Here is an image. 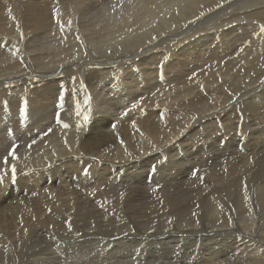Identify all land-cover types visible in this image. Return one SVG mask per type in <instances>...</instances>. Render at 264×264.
<instances>
[{
  "label": "bare ground",
  "instance_id": "bare-ground-1",
  "mask_svg": "<svg viewBox=\"0 0 264 264\" xmlns=\"http://www.w3.org/2000/svg\"><path fill=\"white\" fill-rule=\"evenodd\" d=\"M54 9H58V16L57 17L53 16V10ZM214 16L216 18H213ZM252 20H256L257 23L254 25L253 24L254 21L252 22ZM57 21H59V22H57ZM176 29H178L177 32H176ZM261 29H264V0H0V45H3V47H0V178H2V179H0V200L1 201L4 200L5 202H7L6 201L7 198H5L4 193H6L8 191L7 189H9L10 187H15L17 189L18 194L24 193L25 196L29 195L28 197H30V193L33 194L32 191H34L33 190L34 184L38 181L37 179L40 178L41 180H43L46 177V176L43 177L44 174L48 175L47 171H48V173L52 174V173H54V171H58L64 167H68L65 165H67L70 162L72 163V165L75 166L81 162V157H83L87 153L88 154L90 153L92 156H95V155L99 154L100 150H102L100 148H107L109 145H114V142H115V145L117 144L116 146H118L119 148H124V147L127 148L125 145V140H126L127 136L130 134H135L136 136H139V138H140V136H143V135L149 136V138H150V139L148 138V140H149L148 143L150 145L149 147L156 148L157 146L162 145L164 142H166V141L168 142L169 138L171 141L173 135H176V137L178 136V138H181L182 141H184V140H187L193 132H198L200 130L203 131L204 129L209 128L211 126V123L209 121H211V120L215 121L216 120V121L220 122V120H222V121L226 120L227 119L226 113H230L231 110L236 108L235 106H237V105H240V107L245 105V106L253 109L254 114H258L257 112H260L262 114L264 112L263 111V108H264V31H261ZM13 53H15V55ZM200 63H201V67H202L201 69H200V67L199 68L194 67V66H198ZM59 82H61L63 85V93L61 95L62 97L61 96L57 97L58 95L56 94V91H57L56 85ZM68 82L70 85H69V87H67L68 89L65 90L66 85H68L67 84ZM214 84H219V87L214 86ZM70 86H72V87H70ZM86 93H87V95H86ZM251 95H252V99L250 97ZM247 97H250V98L245 101V98H247ZM186 108H191L192 110L197 111L198 113L194 114L193 116L190 114H187V116L190 115V117L183 118V120L181 122H176V120L175 121L173 120L174 118L172 119V117H174L175 114L180 113V111L182 109H186ZM186 110H189L188 113H191L190 109H186ZM182 114H184V113H182ZM179 116L180 115H178L177 117H179ZM232 117H233V115H232ZM180 119H181V116H180ZM216 121L213 123H216ZM248 124H250V122ZM217 126H220V123H217L215 127H217ZM233 127H232V129H233ZM235 127H236V124H235ZM239 129H241V128H239ZM251 129H252V127H251ZM113 133H121L120 134L121 136L119 137L117 135L119 138L114 142H113V140L110 141V140L105 139L104 141L102 140L101 142H99L97 144L100 137H107ZM114 135H116V134H114ZM108 139H111V138H108ZM112 139H114V138H112ZM51 142H53V143L55 142V143H57V145H54ZM126 142H127V140H126ZM137 142H139V141H137ZM193 142H196V141H193ZM136 144H138V143H136ZM45 145L47 148L45 150H43ZM139 146H137V149L138 148L141 149V147H139ZM147 146H148V144H147ZM113 147H115V146H113ZM142 147H143V145H142ZM109 148H110V146H109ZM12 149H15V152H14L15 158H13V156L9 155V152ZM135 149H133V150H135ZM140 149H138V150H140ZM212 149H213V147H212ZM152 150H154V149H152ZM221 150H222V148H221ZM143 151H142L141 155L145 156L146 153L144 152V154H143ZM102 152H104V151H102ZM139 152L141 153V151H138V153ZM148 153H151V152L149 151ZM121 154H119V156ZM135 154H136V152H135ZM112 155H113V153H112ZM234 155H236V154H234ZM146 156H145V158H147ZM129 157H131V156H129ZM5 158H7V161H8L7 164L4 163ZM69 158H72V159H69ZM85 158H87V157H85ZM102 158H100V160ZM114 158L119 160L118 156H115ZM90 159H91V157H90ZM95 159H96V157H95ZM124 159H126V158H124ZM132 159H129V160L131 161ZM153 159H155V158H153ZM98 160H99V158H98ZM192 160H194V159H192ZM239 160H241V159H239ZM114 161H116V160H114ZM114 161L112 160L111 162H114ZM181 161L182 160L180 159V162ZM86 162L88 164L89 161L86 160ZM94 162H96V161H94ZM124 162H125V160H124ZM128 162L126 161L127 165H128ZM133 162H132V164H133ZM162 162H164V161L162 160ZM57 163H59V164H57ZM122 163H123V161H122ZM157 163H160V162H157ZM165 163L167 164V162H165ZM201 163H202V161H201ZM220 163H222V162H220ZM87 164H86V166L89 167L88 166L89 164L88 165ZM104 164H106V163H104ZM113 164L110 166L114 170ZM217 164H219V162L218 163L216 162V165ZM72 165H70V166H72ZM13 166L15 167V181H13V179H12V172H11V169ZM79 166L81 168V165H79ZM124 166H126L125 163H124ZM156 166H157V164H156ZM202 166H203V164H202ZM97 167H101V166H97ZM111 167H110V169H111ZM117 167L119 168V166H117ZM120 167L122 168V166H120ZM158 167H159V164H158ZM160 167H162V166H160ZM203 167H205V166H203ZM224 167H226V166H224ZM76 168L73 167V169H76ZM78 168L76 169V172L81 170V169L78 170ZM208 168H209V166H208ZM239 168L240 167H238V169ZM44 169H46L47 171ZM88 169L90 170V167L87 168L86 170H88ZM98 169H96V170H98ZM133 169H134V167H133ZM158 169H160V168H158ZM250 169H252V167H250ZM37 170L40 172H38ZM113 170H112V172H113ZM135 170H138V169L135 168ZM175 170H177V168ZM239 170H241V168ZM239 170H237V171H239ZM127 171H129V170L127 169ZM237 171L234 168L229 167V169L226 170V176L225 177L223 176V178H222L220 175V177L222 179H220L219 181L222 180V183H224L226 181H230L229 184L235 185L237 183V181L235 180L236 179L235 177H236V175L238 177V175L240 173V172L236 173ZM241 171H244V169ZM85 172L86 171H84L83 173H85ZM106 172H108V171L106 170ZM212 172H214V171L212 170ZM250 172H251V170H250ZM250 172L248 171V173H250ZM35 173H37L39 175H43V176L38 175L39 178H37ZM61 173H62V171H61ZM88 173L86 172V176ZM118 173H116V174H118ZM156 173H158V172H156ZM242 173L243 172H241L239 175L240 176L239 180L242 179L241 178ZM252 173H254V172H252ZM58 174L60 175V173H58ZM75 174H77V173H75ZM78 174H79V172H78ZM81 174L82 173L80 172V174H79L80 177H77V181H75V183L72 182V181H74V179L71 181L73 183V184H71V185H73V187L71 185H69L72 187V188L71 187L70 188H71V191L73 190L72 192L74 194H75V191L77 190V189L75 190V186L79 185L81 187V185L84 184V182L86 180L84 178L85 176H81ZM133 174L134 173H132V176H133ZM139 174H141V173H139ZM142 174H143V172H142ZM177 174H178V172H177ZM213 174H215V173H213ZM34 175L36 176L35 177L36 181L34 179ZM72 175H73V173H72ZM190 175H191V173H190ZM261 175H262V173H261ZM54 177H55V175H54ZM60 177H62V175H60ZM110 177L112 178V176H110ZM124 177H125V175H124ZM169 177H167V178H169ZM205 177H206V175H205ZM66 178H68V176ZM91 178H92V175H91ZM135 178H136V176H135ZM45 179H47V178H45ZM58 179H60V178H58ZM92 179L90 180L91 183H92ZM138 179H136V180L138 181ZM75 180H76V177H75ZM127 180L128 179H126L125 181L127 182ZM156 180H158V179H156ZM156 180H155V182H156ZM47 181H48V179H47ZM47 181L43 182V184L44 183L47 184ZM115 181L116 180H114V182ZM183 181H185V179ZM191 181L193 182V179ZM202 181H204V180H202ZM40 182H42V181H40ZM59 182H62V181H59ZM103 182H105V180ZM188 182H190V181L188 180ZM194 182H195V180H194ZM204 182H203V184H205ZM141 183H142V181H141ZM196 183H198V182H196ZM238 183L240 184V181H238ZM49 184H51V183H49ZM58 184L59 183H56L55 185H58ZM60 184L62 185V183H60ZM139 184H138V186H139ZM148 184H150V183L148 182ZM148 184H146V185L148 186ZM245 184H247V183H245ZM245 184L243 185L244 188H245ZM66 185L67 184H65L64 188L67 189L68 186L66 187ZM94 185H96V184H94ZM94 185H91V186H94ZM125 185H127V184H125ZM162 185H163V183H162ZM191 185H190V187H191ZM236 185H238V184H236ZM102 186H100V188ZM156 186H157V184H156ZM205 186H206V184H205ZM116 187H117V185H116ZM129 187H130V185H129ZM169 187H173V186H169ZM194 187L192 186V188H194ZM58 188H63V187L61 186ZM94 188H95V186H94ZM148 188H150V187H148ZM160 188H163V187L161 186V187H159V189ZM198 188H200V187H198ZM252 188H253V186H252ZM81 189H79V190H81ZM98 189L99 188H97V191H98ZM215 189H216V187H215ZM248 189H249V187H248ZM59 190L61 191V189H59ZM68 190L70 193V189H68ZM190 190H191V188H190ZM220 190H221V188H220ZM44 191H45V189H44ZM64 191H65V189H64ZM112 191H113V189H112ZM115 191H116V189H115ZM129 191H132V190H129ZM202 191H204V190H202ZM217 191H216V193H217ZM230 191H228V192H230ZM45 192H47V191H45ZM57 192H56V194H57ZM83 192H84V190H83ZM139 192H141V191H139ZM145 192H147V191L145 190ZM172 192H174V190ZM236 192H237V190H236ZM14 193L16 195V191ZM49 193H50V191H49ZM78 193H82V190H81V192H78ZM93 193H95V192H93ZM109 193L107 194V197H105V196H103V197L108 198ZM119 193L120 192H118V194ZM126 193L122 192L123 195ZM142 193H144L143 190H142ZM153 193H155V192H153ZM237 193H240V192H237ZM118 194H117V196H119ZM148 194H147V196H148ZM174 194H175V192H174ZM35 195L33 194V197ZM53 195H55V194H53ZM53 195H51L52 200L54 199ZM59 195H60V193H59ZM63 195L61 196V198L59 197L61 201H56L54 199L56 201V203H54V202L50 203L49 202L51 196H49L50 198L47 196L49 198V200H46L44 203H42V200H41L42 198H40L41 203L39 204V208H38V202L36 201L37 204L35 207H33V209L30 208L29 205L24 203V201L21 202L20 201L21 198H18V200H16L14 202L15 205L12 204V206L14 205L13 207L8 208L7 206L3 207V205H2V207H0V232H1V230L3 232H7V230H8L7 229L5 231V230L1 229L2 228L1 225H5V226L9 227V229H11L12 231H16V232H18L19 229H18V227H15V226L19 225V228L24 235H25V231L29 229L28 234L30 235V237L27 240H31V238L34 237L33 234H34L35 230H37V227L42 225V224H40L41 219L43 218V216H46L47 212L50 210L49 208L57 207L58 202L62 203L65 201V200L62 201V199L64 198V196L66 194L64 196ZM98 195L96 197H98ZM114 195H116V193ZM123 195L120 197H123ZM132 195H133V193H132ZM142 195H144V194H142ZM227 195H229V194L227 193ZM257 195H259V193L256 194V197H258ZM6 196H7V194H6ZM22 196H24V195H22ZM58 196L56 195V198ZM81 196L82 195H80L79 197H81ZM91 196L94 197L93 194ZM155 196H158V194L157 195L155 194ZM217 196H218V193H217ZM242 196H244L243 198L245 200L243 199L244 200L243 202L241 199H239V200H241L242 204H245L247 206L244 208V213H241V211H240V213L244 215L242 217V221H241V219L238 220L242 223V225L240 223L241 227L236 225V223H233L234 221L227 223L226 220H228L229 217L228 218L225 217V220H223L222 219L223 210L220 211L221 208L219 207L220 209H218L216 211V217L215 218H217V219L214 218L215 220H214L213 225L215 227H212L210 225L211 226L210 229H212V228L214 230H216L217 228H221V229L229 228L232 230L235 229V231L239 232V235H240V234H243V229L246 228V230H248L249 228H251L250 229L251 235H252L251 237L254 236L252 239L255 240V237L257 236L256 234H258V233H256V231H258V229L256 230L255 220H254L255 217H254L252 209L248 206V204H250L248 202L249 197H245L244 194ZM247 196H249V195H247ZM96 197H94V198L97 199ZM161 197H163V194ZM167 197L168 196L166 195L164 197V199H166ZM169 197H170V195H169ZM194 197H193V199H194ZM225 197H226V199H227V197H229V199L233 198L232 196L231 197L225 196ZM68 198H66V200H67L66 202H68ZM75 198L77 200V197H74V199ZM130 198H131V196H130ZM187 198H189V196ZM238 198H240V196ZM11 199L13 200V198H11ZM35 199L36 198L34 197V199H32V202L35 201ZM71 199L73 200V197ZM92 199H91V201H92ZM114 199H115V196H114ZM116 199H118V198H116ZM124 199H123V201H124ZM126 199H128V198H126ZM171 199H172V197H171ZM213 199H216V197ZM257 199H255V200H257ZM72 200L70 202H72ZM86 200H88V199L86 198ZM89 200H88V202H89ZM109 200H110V198H109ZM145 200H146V202H148L147 199H145ZM178 200H181V199H178ZM263 200H264V198H263ZM77 201H79V200H77ZM102 201H100V202H102ZM117 201H120V200H117ZM126 201H128V200H126ZM136 201H138V200H136ZM153 201H154V199H153ZM169 201H170V198H169ZM191 201H192V198H191ZM218 201L216 202L217 205L219 204ZM227 201H228V199H227ZM261 201H262V198H261ZM28 202H30V200ZM104 202H105V200H104ZM104 202H102V203L105 206H107L108 204L107 205L105 204L107 202H105V203ZM181 202L183 203V201H181ZM238 202H240V201H238ZM96 203H98V202H96ZM174 203L175 202L173 201V204ZM252 203H254V202H252ZM258 203H259V201H258ZM6 204H4V205H6ZM64 204L67 205V203H64ZM64 204L62 203L61 207ZM73 204L76 205L75 202ZM73 204H71V205H73ZM92 204L96 205L95 203H92ZM130 204H131V202H130ZM130 204H129V207L131 209L132 206H130ZM153 204H154V202H153ZM225 204L226 203L223 202V207ZM143 205H141V206L143 207ZM180 205H181V203H180ZM229 205H232V204H229ZM240 205H241V203H240ZM260 205H262V204L260 203ZM103 206H100V207L103 208ZM263 206L264 205H262V209H263ZM64 207H67L66 209L68 211V205L64 206ZM72 207H74V206H70L69 209H71ZM76 207H78V206L76 205ZM96 207H99V206L97 205ZM140 207H139V209H142V207L141 208ZM74 208H72V209H74ZM108 208H110V206H108ZM125 208H127V207H125ZM182 208H181V211H182ZM225 208H227V207L225 206ZM52 209H54V208H52ZM66 209H64V210H66ZM80 209H78V211H81ZM210 209H211V205H210ZM222 209H224V208H222ZM229 209H230V207H229ZM64 210L62 207V211H64ZM101 210H99V211H101ZM110 210H108V211H110ZM114 210H116V209H114ZM126 210L128 211L129 209L127 208ZM157 210H158V206H157ZM170 210H171V208H170ZM172 210H173V208H172ZM178 210H180V209L178 208ZM231 210H232V208H231ZM57 211L59 212V210H57ZM88 211H90V210H88ZM111 211H113V210H111ZM133 211H134V209H133ZM174 211H175V209H174ZM181 211H179V212L181 213ZM224 211H225V214H227L226 212H229L228 209H224ZM69 212H70V210L68 211V213ZM74 212H75V209L72 211V213L74 214ZM76 212H77V210H76ZM82 212H85V211L83 210ZM176 212H170V213H176ZM210 212L208 213V215H211ZM232 212H233V210H232ZM237 212H239V211H237ZM257 212H259L258 209H257ZM109 213H111V212H109ZM259 213H257V215ZM73 214H71V216H69V218L72 217L74 219L75 217L72 216ZM87 214H88V212H87ZM158 214H159V212H158ZM54 215H56V214H54ZM58 215H59V213H58ZM62 215H65V214H63V212H62ZM170 215L173 218V215L172 214H170ZM176 215H177V213L174 214V218L178 219L176 217ZM182 215H184V213L180 214L178 221L181 220L180 218H182ZM77 216L78 215H76V217ZM101 216L102 215H100V217ZM49 217L50 216L47 214L46 218H44L46 221L44 222V220H42V223L44 222L46 224V222L49 220L48 219ZM59 217H60V215H59ZM90 217H93V216L90 215ZM95 217H98V216L95 215ZM208 217H210V216H208ZM208 217H206V218H208ZM102 218H101V220H102ZM164 218L165 217H163V220H164ZM167 218H168V220H171V219H169L168 216H167ZM184 218H186V215ZM210 218L211 219H209V221L210 220L212 221V217H210ZM261 218H263V217H261ZM79 219H82V217ZM157 219H158V215H157ZM55 220H57V219H55ZM62 220L64 221L63 217H62ZM70 220H71V218H70ZM88 220H86V221H88ZM94 220L96 221V218H94ZM144 220H146V219H144ZM163 220H162V222H163ZM182 220H183V218H182ZM86 221H84V222H86ZM115 221H116V219H115ZM125 221H128V220H125ZM138 221H140V220H138ZM172 221H173V219H172ZM65 222L64 223L67 225L66 220H65ZM77 222L78 221H76V223ZM104 222H106V221L104 220ZM122 222H124V221H122ZM88 223H89V221L87 222V224ZM90 223H92V222L90 221ZM102 223H103V221H102ZM114 223H116V222H114ZM119 223H120V221H119ZM129 223H131V222H129ZM182 223H187V222L184 221ZM77 224H79V222ZM135 224H137V223H135ZM138 224H139V222H138ZM166 224H165V226H166ZM71 225H73V224H71ZM71 225L69 224V227H71ZM126 225H127V223H126ZM140 225H141V223H140ZM146 225H148V224H146ZM179 225H181V224H179ZM110 226L112 228H115L114 226H116V225L111 224ZM181 226L184 228L183 225H181ZM185 226H186V224H185ZM248 226H249V228H248ZM57 227L60 228V226H57ZM82 227H84V226H82ZM104 227L106 229V227H109V226H104ZM126 227L127 226H125V228ZM150 227H148V228L150 229ZM78 228H80V227H78ZM142 228H141V230H142ZM66 229H68V228H66ZM86 229H88V228H86ZM117 229H118V227H117ZM144 229H145V227H144ZM69 230H71V228ZM92 230H93V227H92ZM98 230H100V229H98ZM200 230L202 231V229H200ZM246 230H244V231L246 232ZM60 231H61V229H59L56 233H59V235H60V233H61ZM116 231H118V230H116ZM182 231H184V230H182ZM74 232H75V230H74ZM86 232H87V230H86ZM112 232H114V231H112ZM148 232H149V230H148ZM218 232H220V233H218V234H220V236H223V232L225 233L226 231L221 230ZM248 232H250V231H248ZM40 233H43V232L40 231ZM77 233L79 234L78 230H77ZM152 233H154V232H152ZM162 233H164V231ZM8 234H6V235H8ZM194 234H196V233H194ZM200 234H202V233H200ZM213 234H215V232ZM236 234H238V233H236ZM11 235H12V233H11ZM51 235H50V237H51ZM62 235H64V234H62ZM65 235H66V233H65ZM68 235H69V233H68ZM85 235H87V234H85ZM163 235L164 234H162V236ZM189 235L191 236V234H188V236ZM20 236H22V235H20ZM140 236H141V234H140ZM90 237H92V236H90ZM156 237H157V235H156ZM213 237H214V235H213ZM103 238H105V237H103ZM84 239H86V238H84ZM100 239H101V237H100ZM119 239H120V237H119ZM186 239H188V238H186ZM224 239H225V237H224ZM252 239H250V240H252ZM134 240H135V238H134ZM202 240H203V238H202ZM222 240H221V242H222ZM226 240L224 242H226ZM26 241H23V242H26ZM179 241H178V243H179ZM14 242H16V243L19 242L18 238H16V235L14 236ZM190 242H191V240H190ZM252 242H253V240L251 241V244H254L253 245L254 247H257L259 245L258 244L259 242L257 243L256 240L253 243ZM56 243H57V241H56ZM103 243H105V242H103ZM122 243H124V242H122ZM247 243H250V242H247ZM19 244H21V243L19 242ZM173 244H174V242H173ZM173 244H172V246H173ZM244 244H245V241H244ZM16 246H18V245H16ZM259 246L264 248V246H261V245H259ZM53 247L55 248V246H53ZM225 249H226V247H225ZM259 249H261V248H259ZM259 249H255V250H259ZM53 250H57V249H53ZM86 250L87 249H85V251ZM208 250L209 249H207V251ZM121 251H123V250L121 249ZM124 251L128 252L126 250H124ZM144 251H146V250H144ZM219 251H220V249H219ZM262 251H263V249H262ZM209 252H210V250H209ZM253 252H255V251L253 250ZM86 253H88V252H86ZM246 253H248V252H246ZM261 253L264 254V252H261ZM145 254H147V253H145ZM217 255L218 254H216L215 256H217ZM259 255H262V254L258 253L257 256H259ZM79 256H81V255L79 254ZM211 256H213V255H211ZM215 256H213V257H215ZM225 256H226V254H224V257ZM34 257H36V256H34ZM73 257H74V255H73ZM213 257H211V259H214ZM237 257H240V256H237ZM26 258H28V257H26ZM240 258H242V255ZM37 259H38V257H37ZM67 259L69 260V257H67ZM131 259H132V257H131ZM248 259H250V258L248 257ZM70 260H69V262H72ZM218 260H220L219 256H218ZM242 260L247 261L246 262L247 264H253V262H256V261H253V259H252V262H250V263H248L247 259H242ZM78 261H80V260H78ZM110 261H111V259H110ZM20 262H22V261H20ZM61 262H62V260H61ZM69 262H68V264H69ZM225 262H227V261L225 260ZM261 262H262V260H261ZM70 264H72V263H70ZM79 264H81V263H79ZM86 264H87V262H86ZM243 264H245V263H243ZM256 264H257V262H256Z\"/></svg>",
  "mask_w": 264,
  "mask_h": 264
},
{
  "label": "rangeland",
  "instance_id": "rangeland-1",
  "mask_svg": "<svg viewBox=\"0 0 264 264\" xmlns=\"http://www.w3.org/2000/svg\"><path fill=\"white\" fill-rule=\"evenodd\" d=\"M213 18H216L215 16ZM254 21V25L257 23L256 20H252V22ZM254 27V26H253ZM178 31V29H176V32ZM200 69L201 67V63L198 66H194ZM63 68V67H62ZM198 72V71H197ZM68 85H66V89H68L67 87H69V82L67 83ZM214 86L219 87V84H214ZM72 87V86H70ZM57 91L56 94L58 95L57 97H60L63 93V85L61 82H59L56 85ZM87 95V93H86ZM62 97V96H61ZM252 99V95L250 96ZM250 97L245 98V101L248 100ZM245 106V105H244ZM241 106L237 105L235 106L236 108L232 109L230 113H226V120L222 121L220 120V122L216 121V123L214 120L209 121L211 123V126L209 128L204 129L203 131L200 130L198 132H193L191 134V136L187 139L182 141L181 138H178V136L176 137V135H173L172 140L170 141V138L168 140V142H164L162 145L157 146L156 148H152L149 147V136H136L135 134H130L127 136L126 140H125V145L127 148H119L118 146L115 145V142L121 135V133H113L110 136L107 137H100L97 144L99 142H101L102 140L104 141L106 140H110L114 142V145H109L107 148H100L102 150H100L99 154L92 156L90 153L85 154L83 157H81V162L77 165H72V163H68L65 166L68 167H64L58 171H54V173L50 174L47 171L48 175H39L37 173H35V175L37 176V178H39V176H43L45 178L48 179H43L40 180L37 179L38 181L34 184V191H32V193L35 195L34 197L36 198L35 201L32 202V199H34L33 194L30 193V197L25 196L24 193L18 194L17 189L15 187H10L9 189H7L8 191L6 193H4V196L6 199L5 202L4 200H0V207L7 206L8 208L13 207L15 204L14 202L16 200H18V198H21V202L24 201V203H26L27 205L30 206V208L33 209V207L36 206V201L38 202V208H39V204L41 203L40 198H42V203H44L46 200H49V196L53 195L54 199L56 201H61L60 198L61 196L64 194H66L64 196V198L62 199L63 204L67 203L68 205V211L70 210V214L67 211V205H63V210L62 211V203L58 202V206L57 207H52L49 208L50 210L47 212V214L50 216L48 219L51 221H47L46 224L44 223L46 220L44 218H46V216H43V218L41 219V226L37 227V230H35L33 236L31 238V240H27L29 239L30 235L28 234L29 229L25 231V235L21 232L19 225L15 226L18 227V232L16 231H12L11 229H9V227L5 226V225H1V229L3 230H7V232H3L1 230L0 232V264H68L69 260L72 262V264H247V261H244L242 259H247L248 263L253 261H256L257 264H264V254L261 252H264V248L260 247L264 246V206L262 209V205H264V112L261 114L260 112H257L258 114H254L253 113V109L247 107V106ZM238 108V109H237ZM245 108V109H244ZM249 108V109H248ZM186 109H190L191 113H188L189 110ZM186 109H182L180 111V113L175 114L174 117H172V119L176 122H181L183 120V118L185 117H190V115H194L197 114V111L192 110L191 108H186ZM242 110V111H241ZM264 111V108H263ZM184 113V114H182ZM240 113V114H239ZM187 114H190L187 116ZM178 115L180 116L177 117ZM233 115V117H232ZM176 116V117H175ZM184 116V117H183ZM246 116V117H245ZM239 120H238V119ZM248 118V119H247ZM237 119V120H236ZM230 120V121H229ZM243 124H242V123ZM245 122V123H244ZM250 122V124H248ZM256 122V123H255ZM217 123H220V126H216ZM232 123V124H231ZM253 123V124H252ZM258 123V124H257ZM236 124V127H235ZM259 125V126H258ZM262 125V126H261ZM224 126V127H223ZM234 126V127H233ZM233 127V129H232ZM252 127V129H251ZM5 128V127H4ZM214 128V129H213ZM241 128V129H239ZM245 128V129H244ZM262 128V129H261ZM243 129V130H242ZM242 130V131H241ZM202 131V132H201ZM245 132V133H244ZM254 133V134H253ZM116 134V135H114ZM205 134V135H204ZM222 134V135H221ZM119 137H118V136ZM135 136V137H134ZM205 137V138H204ZM221 137V138H220ZM254 137V138H253ZM103 138V139H102ZM111 138V139H108ZM114 138V139H112ZM143 138V139H142ZM227 138V139H226ZM95 139V138H94ZM93 139V140H94ZM150 139V138H149ZM166 139V138H165ZM214 139V140H213ZM134 140V141H133ZM191 140V141H190ZM199 140V141H198ZM139 141V142H137ZM145 141V142H144ZM196 141V142H193ZM211 142V143H210ZM54 145H57V143H53ZM128 143V144H127ZM138 143V144H136ZM143 143V144H142ZM146 143V144H145ZM203 143V144H202ZM148 144V146H147ZM140 145V146H139ZM143 145V147H142ZM188 145V146H187ZM115 146V147H113ZM136 146V147H135ZM137 146L141 147L138 148L140 150L137 149ZM209 146V147H208ZM225 146V147H224ZM184 147V148H183ZM211 147V148H210ZM213 147V149H212ZM247 147V148H246ZM254 147V148H253ZM47 147L46 145L44 146L45 150ZM136 148V149H135ZM199 148V149H198ZM222 148V150H221ZM114 151H113V150ZM135 149V150H133ZM144 151H143V150ZM154 149V150H152ZM248 149V150H247ZM128 150V151H127ZM171 150V151H170ZM246 150V151H245ZM104 151V152H102ZM116 151V152H115ZM125 151V152H124ZM133 151V152H132ZM138 151H141V153ZM143 151L146 153V157L144 155H141ZM150 151L151 153H148ZM136 152V154H135ZM155 152V153H154ZM168 152V153H167ZM190 152V153H189ZM209 152V153H208ZM212 152V153H211ZM223 152V153H222ZM101 153V154H100ZM108 155H107V154ZM113 153V155H112ZM122 153V154H121ZM183 153V154H182ZM219 153V154H218ZM225 153V154H224ZM103 154V155H102ZM117 154V155H116ZM119 154H121L119 156ZM135 154V155H134ZM150 154V155H149ZM157 154V155H156ZM181 154V155H180ZM195 154V155H194ZM222 154V155H221ZM236 154V155H234ZM105 155V156H104ZM125 155V156H124ZM149 155V156H148ZM103 158H102V157ZM108 156V157H107ZM115 156L119 157V160L114 158ZM131 156V157H129ZM142 156V157H141ZM176 156V157H175ZM183 156V157H182ZM198 156V157H197ZM212 159H210L209 157ZM87 157V158H85ZM91 157V159H90ZM93 157V158H92ZM96 157V159H95ZM215 157V158H214ZM238 157V158H237ZM262 157V158H261ZM99 158V160H98ZM100 158H102L100 160ZM107 158V159H106ZM109 158V159H108ZM126 158V159H124ZM137 158V159H136ZM155 158V159H153ZM179 158V159H178ZM187 158V159H186ZM214 158V159H213ZM226 158V159H225ZM72 159V158H69ZM83 159V160H82ZM95 159V160H94ZM116 160L114 162H111L112 160ZM129 159H132L131 161ZM160 159V160H159ZM180 159L182 160L180 162ZM189 159V160H188ZM194 159V160H192ZM202 159V160H201ZM210 159V160H209ZM216 159V160H215ZM241 159V160H239ZM256 159V160H255ZM85 160V161H84ZM86 160H88V164L86 162ZM96 162H94V161ZM125 160V162H124ZM155 160V161H154ZM162 160L164 162H162ZM186 160V161H185ZM238 160V161H237ZM100 161V162H99ZM102 161V162H101ZM123 161V163H122ZM126 161L128 162V165L126 163ZM136 161V162H135ZM175 161V162H174ZM177 161V162H176ZM202 161V163H201ZM241 161V162H240ZM86 162V163H85ZM99 162V163H98ZM111 162V163H110ZM160 162V163H157ZM162 162V163H161ZM167 162V164L165 163ZM196 162V163H195ZM216 162L219 164L216 165ZM222 162V163H220ZM233 162V163H232ZM102 163V164H101ZM106 163V164H104ZM114 163V164H113ZM119 163V164H118ZM124 163L126 164V166H124ZM142 163V164H141ZM144 163V164H143ZM171 163V164H170ZM176 163V164H175ZM188 163V164H187ZM211 163V164H210ZM235 163V164H234ZM251 163V164H250ZM259 163V164H258ZM59 164V163H57ZM72 165L74 168H78L81 169L79 170V174L80 172L82 173L81 176H85L84 178L86 179L84 184L81 185V187L79 186H75V194L71 191V188L73 187V183H75V181H77V177H80V175L78 174V172H76V169H73ZM86 164L90 167V170H86L87 167ZM113 164V168L110 165ZM157 164V166H156ZM159 164V167H158ZM183 164V165H182ZM205 166L203 167L202 166ZM227 164V165H226ZM238 164V165H237ZM240 164V165H239ZM245 164V165H244ZM81 165V168L80 166ZM91 165V166H90ZM96 165V166H95ZM106 165V166H105ZM165 165V166H164ZM182 165V166H181ZM198 165V166H197ZM207 165V166H206ZM242 165V166H241ZM258 165V166H257ZM263 165V166H262ZM97 166H101V167H97ZM108 166V167H107ZM119 166V168L117 167ZM122 166V168L120 167ZM139 166V167H138ZM144 166V167H143ZM162 166V167H160ZM172 168H171V167ZM197 166V167H196ZM209 166V168H208ZM226 166V167H224ZM234 166V167H233ZM83 167V168H82ZM97 167V168H96ZM111 167V169H110ZM130 167V168H129ZM134 167V169H133ZM169 167V168H168ZM229 167L234 168L236 171L239 170L241 168V170L244 169V171H237L236 173H241V180H239L240 178V173L237 177L236 175V181L238 185H232L229 184L230 181H226L224 183H222V180L219 181L220 179L223 178V176H226V170L229 169ZM238 167H240L238 169ZM250 167H252V169H250ZM99 168V169H98ZM102 168V169H101ZM106 168V169H105ZM133 170H132V169ZM138 169V170H135ZM160 168V169H158ZM177 168V170H175ZM192 170H191V169ZM196 168V169H195ZM203 168V169H202ZM207 168V169H206ZM211 168V169H210ZM237 168V169H236ZM258 168V169H257ZM70 169V170H69ZM85 169V170H84ZM98 169V170H95ZM101 169V170H100ZM120 169V170H119ZM127 169L129 171H127ZM151 169V170H150ZM153 169V170H152ZM156 169V170H155ZM194 169V170H193ZM206 169V170H205ZM225 169V170H224ZM72 170V171H71ZM86 171L88 174L86 176V172L83 173L84 171ZM104 170V171H103ZM106 170L109 172H106ZM113 170V172H112ZM124 170V171H123ZM126 170V171H125ZM212 170L214 172H212ZM222 172H221V171ZM251 170V172H250ZM38 171V170H37ZM62 171V173H61ZM75 171V172H74ZM98 171V172H97ZM119 173H118V172ZM133 171V172H132ZM136 171V172H135ZM141 171V172H140ZM148 173H147V172ZM173 171V172H172ZM187 171V172H186ZM200 171V172H199ZM205 171V172H204ZM219 171V172H218ZM248 171L251 173H248ZM257 171V172H256ZM259 171V172H258ZM261 171V172H260ZM40 172V171H38ZM131 172V173H130ZM143 172V174H142ZM158 172V173H156ZM161 172V173H160ZM178 172V174H177ZM245 172V173H244ZM254 172V173H252ZM60 173V175H62V177H60V175L58 174ZM73 173V175H72ZM77 173V174H75ZM98 173V174H97ZM101 173V174H100ZM108 173V174H107ZM118 173V174H116ZM132 173L133 176H132ZM141 173V174H139ZM170 173V174H169ZM191 173V175H190ZM206 173V174H205ZM215 173V174H213ZM260 173V174H259ZM262 173V175H261ZM85 174V175H84ZM90 174V175H89ZM111 174V175H110ZM113 174V175H112ZM123 174V175H122ZM162 174V175H161ZM34 175V179L36 181V176ZM39 175V176H38ZM55 175V177H54ZM92 175V178H91ZM109 175V176H108ZM119 175V176H118ZM122 175V176H121ZM125 175V177H124ZM167 175V176H166ZM170 177H169V176ZM186 175V176H185ZM200 175V176H199ZM206 175V177H205ZM212 177H211V176ZM221 175V177H220ZM246 175V176H245ZM68 176V178H66ZM70 176V177H69ZM95 178H94V177ZM101 176V177H100ZM112 176V178L110 177ZM136 176V178H135ZM161 176V177H160ZM186 178H185V177ZM188 176V177H187ZM199 176V177H198ZM210 176V177H209ZM255 176V177H254ZM50 179H49V178ZM54 179H53V178ZM76 177V180H75ZM105 177V178H104ZM119 177V178H118ZM143 177V178H142ZM156 177V178H155ZM166 179H165V178ZM169 177V178H167ZM175 177V178H174ZM205 177V178H204ZM60 178V179H58ZM70 178V179H69ZM72 178V179H71ZM92 179V183H91V179ZM139 178V179H138ZM149 178V179H148ZM153 178V179H152ZM188 178V179H187ZM211 178V179H210ZM247 178V179H246ZM256 178V179H255ZM68 179V180H67ZM74 179V181H72ZM101 181H100V180ZM122 179V180H121ZM126 179L127 182L125 181ZM138 179V181L136 180ZM158 179V180H156ZM168 179V180H167ZM185 179V181H183ZM193 179V182L191 181ZM204 181H202V180ZM208 179V180H207ZM246 179V180H245ZM45 180V181H44ZM95 180V181H94ZM105 180V182H103ZM114 180H116L114 182ZM140 180V181H139ZM156 180V182H155ZM162 180V181H161ZM188 180L190 182H188ZM195 180V182H194ZM216 180V181H215ZM42 181V182H40ZM47 184H43V182H46ZM51 181V182H50ZM56 181V182H55ZM62 181V182H59ZM64 181V182H63ZM70 181V182H69ZM73 183H72V182ZM90 181V182H89ZM100 181V182H99ZM113 181V182H112ZM131 181V182H130ZM142 181V183H141ZM144 181V182H143ZM160 181V182H159ZM171 181V182H170ZM175 181V182H174ZM202 181V182H201ZM208 181V182H207ZM238 181H240V184L238 183ZM103 182V183H102ZM133 182V183H132ZM148 182L150 184H148ZM179 182V183H178ZM198 182V183H196ZM203 182L206 184H203ZM41 183V184H40ZM51 183V184H49ZM54 183V184H53ZM56 183H59L58 185H55ZM62 183V185L60 184ZM87 183V184H86ZM108 185H107V184ZM111 183V184H110ZM131 183V184H130ZM140 183V184H139ZM154 183V184H153ZM163 183V185H162ZM167 185H166V184ZM175 183V184H174ZM196 183V184H195ZM247 183V184H245ZM250 183V184H249ZM40 184V185H39ZM53 184V185H52ZM65 184L67 189L64 188ZM96 184V185H94ZM101 184V185H100ZM104 184V185H103ZM124 184V185H123ZM127 184V185H125ZM139 184V186H138ZM148 184V186L146 185ZM153 184V185H152ZM157 184V186H156ZM184 184V185H183ZM186 184V185H185ZM192 184V185H191ZM210 184V185H209ZM216 184V185H215ZM245 184V188L244 185ZM47 185V186H46ZM63 188H58L61 187ZM71 185V186H69ZM85 185V186H84ZM94 185V186H91ZM104 187H103V186ZM117 185V187H116ZM119 185V186H118ZM130 185V187H129ZM132 185V186H131ZM134 185V186H133ZM137 187H136V186ZM141 185V186H140ZM166 185V186H165ZM177 185V186H176ZM191 185V187H190ZM196 185V186H195ZM203 185V186H202ZM209 185V186H208ZM242 187H241V186ZM248 185V186H247ZM44 186V187H43ZM54 186V187H53ZM57 186V187H56ZM98 186V187H97ZM100 186H102L101 189ZM106 186V187H105ZM110 186V187H109ZM115 186V187H114ZM143 186V187H142ZM147 186V187H146ZM163 187L160 188L159 187ZM169 186H173V187H169ZM181 188H180V187ZM192 186L194 188H192ZM237 186V187H236ZM247 186V187H246ZM253 186V188H252ZM43 189H42V188ZM47 187V188H46ZM49 187V188H48ZM53 189H51V188ZM71 187V188H70ZM113 187V188H112ZM121 187V188H120ZM132 187V188H131ZM139 187V188H138ZM142 187V188H141ZM150 187V188H148ZM158 187V188H157ZM165 187V188H164ZM169 187V188H168ZM191 190H190V188ZM200 187V188H198ZM202 187V188H201ZM210 189H209V188ZM216 187V189H215ZM249 187V189H248ZM82 188V189H81ZM97 188L98 191H97ZM111 188V189H110ZM116 191H115V189ZM129 188V189H128ZM136 188V189H135ZM153 190H152V189ZM178 188V189H177ZM180 188V189H179ZM187 188V189H186ZM218 188V189H217ZM221 188V190H220ZM244 188V189H243ZM261 190H260V189ZM47 191L45 192L44 191ZM50 189V190H49ZM58 189V190H57ZM61 189V191L59 190ZM65 189V191H64ZM70 189V193L69 190ZM82 193H78L81 192ZM92 191H91V190ZM94 189V190H93ZM113 189V191H112ZM119 189V190H118ZM139 189V190H138ZM151 189V190H150ZM182 189V190H181ZM193 189V190H192ZM199 191H198V190ZM201 189V190H200ZM224 189V190H223ZM246 189V190H245ZM251 189V190H250ZM12 190V191H11ZM58 192H57V191ZM84 190V192H83ZM90 190V191H89ZM109 190V191H108ZM118 190V191H117ZM123 190V191H122ZM125 190V191H124ZM128 190V191H127ZM132 190V191H129ZM134 190V191H133ZM138 190V191H137ZM142 190L144 193H142ZM145 190L147 192H145ZM163 190V191H162ZM165 190V191H164ZM174 190V192H172ZM204 190V191H202ZM218 190V191H217ZM231 190V191H230ZM240 192L237 193L236 192ZM249 190V191H248ZM16 191V195L14 192ZM50 191V193H49ZM57 194H56V192ZM68 193H67V192ZM111 191V192H110ZM141 191V192H139ZM177 191V192H176ZM180 191V192H179ZM215 191V192H214ZM218 196H217V193ZM230 191V192H228ZM258 191V192H257ZM43 192V193H42ZM62 192V193H61ZM65 192V193H64ZM89 192V193H88ZM92 192V193H91ZM95 192V193H93ZM98 192V193H97ZM105 192V193H104ZM109 193V197L108 198H104L103 196L107 197V194ZM114 192V193H113ZM118 192H120L118 194ZM126 193V194H122ZM150 192V193H149ZM155 192V193H153ZM157 192V193H156ZM160 194H159V193ZM162 192V193H161ZM170 192V193H169ZM197 192V193H196ZM202 192V193H201ZM222 192V193H221ZM14 195H13V194ZM60 193V195H59ZM104 193V194H103ZM107 193V194H106ZM116 193V195H114ZM130 195H129V194ZM133 193V195H132ZM149 193V194H148ZM166 193V194H165ZM220 193V194H219ZM227 193L229 195H227ZM236 193V194H235ZM249 195V196H247ZM259 193V195H257L258 197H256V194ZM7 194V196H6ZM10 194V195H9ZM38 194V195H37ZM44 194V195H43ZM49 194V195H48ZM73 194V195H72ZM82 195L81 197H79L80 195ZM93 194L94 197H96L98 194V197H96L97 199H95L94 197H92L91 195ZM112 196H111V195ZM117 194L119 196H117ZM139 194V195H138ZM144 194V195H142ZM148 194V196H147ZM155 194L158 196H155ZM163 194V197H161ZM170 197H169V195ZM172 194V195H171ZM222 194V195H221ZM245 195V197H249L248 198V202L250 204H248V206L252 209L253 214H254V220H255V226H256V230L258 229V231H256L257 236L255 237V240L257 241V243L259 244L257 247H254V244H251V241L253 240V242L255 241L254 239H252L253 237H251V228H249L248 226V230L243 229V234L239 235V232L235 231V229H221V228H217L216 230H214L212 227H215L214 224V220L217 219L216 217V211L218 209H220V211L223 210L222 212V219L225 220V217H229L228 220H226V222H233L236 223V225H238L239 227H241L242 223L238 220L241 219L242 221V217L244 216L241 213H244V208L247 206L245 204H242V202L245 200L242 195ZM254 196H253V195ZM24 195V196H22ZM56 195L58 196L56 198ZM123 197H120L122 196ZM126 195V196H125ZM146 195V196H145ZM161 195V196H160ZM168 196L166 199H164L165 196ZM177 195V196H176ZM232 196L233 198L229 199V197L225 196ZM11 196V197H10ZM49 198H48V197ZM67 196V197H66ZM91 196V197H90ZM115 199L118 198V199ZM131 196V198H130ZM154 196V197H153ZM189 196V198L187 197ZM195 196V197H194ZM197 196V197H196ZM216 199H213L215 198ZM240 196V198L238 197ZM242 196V197H241ZM252 196V197H251ZM9 197V198H8ZM15 197V198H14ZM23 197V198H22ZM39 197V198H38ZM48 199H47V198ZM60 197V198H59ZM69 197V198H68ZM73 197V200L71 199ZM74 197H77V201L76 198L74 199ZM89 197V198H88ZM112 197V198H111ZM139 197V198H138ZM145 197V198H144ZM172 197V199H171ZM194 197V199H193ZM218 197V198H217ZM221 197V198H220ZM13 198V200L11 199ZM30 202H28L29 200ZM45 198V199H44ZM59 198V199H58ZM66 198H68V202H66ZM82 200H81V199ZM86 198L89 200H86ZM93 198V199H92ZM102 198V199H101ZM110 198V200H109ZM120 198V199H119ZM128 198V199H126ZM170 198V201H169ZM176 200H175V199ZM192 198V201H191ZM220 198V199H219ZM237 198V199H236ZM258 198V199H257ZM262 198V201H261ZM53 199V200H54ZM58 199V200H57ZM72 202H70L71 200ZM92 199V201H91ZM105 203L104 202V200ZM124 199V201H123ZM130 199V200H129ZM132 199V200H131ZM140 199V200H139ZM148 200V202H146V200ZM154 199V201H153ZM181 199V200H178ZM212 199V200H211ZM226 199V200H225ZM237 201H236V200ZM241 199V200H239ZM244 199V200H243ZM257 199V200H255ZM27 200V201H26ZM52 196L49 200V202H54L56 203V201L52 200ZM75 200V201H74ZM96 200V201H95ZM99 200V201H98ZM103 200V201H102ZM120 200V201H117ZM122 200V201H121ZM128 200V201H126ZM138 200V201H136ZM145 200V201H144ZM151 200V201H150ZM161 200V201H160ZM186 200V201H185ZM195 200V201H194ZM218 201V205H217V201ZM233 200V201H232ZM253 200V201H252ZM11 201V202H10ZM75 202V204L78 206L76 207V205H74L73 203ZM94 201V202H93ZM104 202L107 206H105L102 202ZM143 201V202H142ZM167 201V202H166ZM173 201L175 202L173 204ZM183 201V203L181 202ZM212 201V202H211ZM214 201V202H213ZM240 201V202H238ZM251 201V202H250ZM259 201V203H258ZM261 201V202H260ZM28 202V203H27ZM81 202V203H80ZM98 202V203H96ZM100 202V203H99ZM113 202V203H112ZM120 204H119V203ZM122 202V203H121ZM127 202V203H126ZM131 202V204H130ZM154 202V204H153ZM166 202V203H165ZM190 202V203H189ZM223 202L226 203L223 207ZM254 202V203H252ZM263 202V203H262ZM7 203V204H6ZM10 203V204H9ZM31 203V204H30ZM73 205H71V204ZM92 203H95L96 205H93ZM141 203V204H140ZM144 205H143V204ZM156 203V204H155ZM179 203V204H178ZM181 203V205H180ZM211 203V204H210ZM213 203V204H212ZM228 203V204H227ZM237 203V204H236ZM241 203V205H240ZM260 203L262 205H260ZM6 204V205H4ZM12 204H14L12 206ZM70 204V205H69ZM128 204V205H127ZM129 204L131 207H129ZM169 204V205H168ZM172 206H171V205ZM177 204V205H176ZM232 204V205H229ZM236 204V205H235ZM33 205V206H32ZM99 207H96V206ZM104 205V206H103ZM136 205V206H135ZM143 205V207L141 206ZM154 207H153V206ZM169 207H168V206ZM185 205V206H184ZM210 205H211V209H210ZM229 205V206H228ZM236 207H235V206ZM70 206H74L72 208L75 209L74 214L72 213V211L74 209H69ZM94 206V207H93ZM100 206H103L100 207ZM108 206H110V208H108ZM117 206V207H116ZM141 206L142 209H139V207ZM147 206V207H146ZM157 206H158V210H157ZM225 206L227 208H225ZM232 206V207H231ZM82 207V208H81ZM92 207V208H91ZM107 209H106V208ZM112 207V208H111ZM119 207V208H118ZM127 207L129 210L127 211L125 208ZM140 207V208H141ZM156 207V208H155ZM175 207V208H174ZM182 211H181V208ZM220 207V208H219ZM230 207V209H229ZM235 207V208H234ZM81 208V209H80ZM116 210H114V209ZM171 208V210H170ZM173 208V210H172ZM178 208L180 210H178ZM228 209V211L230 212H226L227 214H225L224 209ZM233 212H232V210ZM53 211H52V210ZM78 209H80L81 211H78ZM103 211H102V210ZM106 209V210H105ZM113 211H111V210ZM125 209V210H124ZM134 209V211H133ZM139 209V210H138ZM145 209V210H144ZM164 209V210H163ZM175 209V211H174ZM241 209V210H240ZM258 211L260 212H257ZM59 210V212L57 211ZM77 210V212H76ZM85 212H82V211ZM90 210V211H88ZM101 210V211H99ZM110 210V211H108ZM231 210V211H230ZM67 211V212H66ZM88 214H87V212ZM115 211V212H114ZM137 211V212H136ZM148 211V212H147ZM154 211V212H153ZM168 211V212H167ZM177 211V212H176ZM181 211V213L179 212ZM185 211V212H184ZM211 211V212H210ZM239 211V212H237ZM241 211V213H240ZM63 214L65 215H62ZM97 212V213H96ZM111 212V213H109ZM145 212V213H144ZM159 212V214H158ZM170 212H176L177 215L176 218H174V214L176 213H170ZM179 212V213H178ZM210 212V214L212 215H208V213ZM215 212V213H214ZM60 217H59V215ZM78 213V214H77ZM84 213V214H83ZM90 213V214H89ZM93 213V214H92ZM102 213V214H101ZM125 213V214H124ZM142 213V214H141ZM182 218H180L181 220H179L180 214H183ZM190 213V214H189ZM257 213H259L257 215ZM56 214V215H54ZM69 214V215H68ZM71 214H73L72 216L75 217L74 219L72 217L71 220L69 218V216H71ZM78 215L76 217V215ZM98 214V215H97ZM148 214V215H147ZM165 214V215H164ZM173 215V218L171 217V215ZM231 214V215H230ZM239 214V215H238ZM90 215H92L94 218H96V221L94 220L93 217H90ZM98 216V217H95ZM100 215H102L100 217ZM157 215H158V219H157ZM186 215V218H184ZM226 215V216H225ZM242 215V216H241ZM125 216V217H124ZM132 216V217H131ZM154 216V217H153ZM167 216L169 217L168 220ZM194 216V217H193ZM212 217V221L209 219H211L210 217ZM241 216V217H240ZM257 216V217H256ZM263 218H261V217ZM56 217V218H55ZM62 217L64 219V221L62 220ZM68 217V218H67ZM82 219H79L81 218ZM103 217V218H102ZM106 217V218H105ZM161 217V218H160ZM163 217L164 220H163ZM208 217V218H206ZM66 218V219H65ZM102 218V220H101ZM114 220H113V219ZM130 218V219H129ZM136 218V219H135ZM139 218V219H138ZM167 218V219H166ZM215 218V219H214ZM57 219V220H55ZM73 219V220H72ZM77 219V220H76ZM89 219V220H88ZM100 219V220H99ZM106 222H104V220ZM112 219V220H111ZM116 219V221H115ZM146 219V220H143ZM163 222H162V220ZM173 219V221H172ZM187 219V220H186ZM207 219V220H206ZM42 220H44V222L42 223ZM65 220L67 221V225L65 224ZM75 220V221H74ZM89 223L87 224L88 221ZM124 222H122V221ZM128 220V221H125ZM135 222H134V221ZM140 220V221H138ZM160 220V221H159ZM230 220V221H229ZM261 220V221H260ZM56 221V222H55ZM69 221V222H68ZM74 223H73V222ZM76 221L79 222V224L76 223ZM86 221V222H84ZM90 221L92 223H90ZM94 221V222H93ZM101 221V222H100ZM103 221V223H102ZM120 221V223H119ZM137 221V222H136ZM148 221V222H147ZM150 221V222H149ZM187 222V223H182V222ZM189 221V222H188ZM209 221V222H208ZM218 221V220H217ZM65 222V223H64ZM116 222V223H114ZM118 222V223H117ZM131 222V223H129ZM139 222V224H138ZM147 222V223H146ZM258 222V223H257ZM63 223V224H62ZM101 223V224H100ZM105 223V224H104ZM111 225H116L114 226L115 228H112L109 224ZM127 223V225H126ZM134 223V224H133ZM137 223V224H135ZM141 223V225H140ZM161 223V224H160ZM167 223V224H166ZM174 223V224H173ZM218 223V222H217ZM241 223V225H240ZM263 223V224H262ZM56 224V225H55ZM69 224H73L71 225V227H69ZM86 224V225H85ZM118 224V225H117ZM148 224V225H146ZM164 224V225H163ZM166 224V226H165ZM173 224V225H172ZM184 226V228L181 225ZM186 224V226H185ZM80 225V226H79ZM93 225V226H92ZM120 225V226H119ZM137 225V226H136ZM188 225V226H187ZM211 225V226H210ZM258 225V226H257ZM54 226V227H53ZM57 226H60L57 227ZM68 226V227H67ZM84 226V227H82ZM104 226H109V227H105ZM125 226H127L125 228ZM130 226V227H129ZM141 226V227H140ZM145 229H144V227ZM150 227V229L148 227ZM175 226V227H174ZM177 226V227H176ZM263 226V227H262ZM50 227V228H49ZM80 227V228H78ZM93 227V230H92ZM118 227V229H117ZM138 227V228H137ZM140 227V228H139ZM143 227V228H142ZM165 229H163V228ZM181 227V228H180ZM243 227V226H242ZM68 228V229H66ZM71 228V230H69ZM76 228V229H75ZM88 228V229H86ZM109 228V229H108ZM129 228V229H128ZM142 228V230H141ZM169 228V229H168ZM177 228V229H176ZM188 228V229H187ZM262 228V229H261ZM53 229V230H52ZM59 229H61V233L59 235V233H56ZM80 229V230H79ZM97 229V230H96ZM100 229V230H98ZM140 229V230H139ZM173 231H172V230ZM184 231H182V230ZM186 229V230H185ZM190 229V230H189ZM202 229V231L200 230ZM50 230V231H49ZM67 230V231H66ZM75 230V232H74ZM77 230L79 232V234L77 233ZM87 230V232H86ZM118 230V231H116ZM121 232H120V231ZM130 230V231H129ZM144 230V231H143ZM149 230V232H148ZM153 230V231H152ZM155 230V231H154ZM158 230V231H157ZM162 230V231H161ZM167 230V231H166ZM171 230V231H170ZM175 230V231H174ZM179 230V231H178ZM204 230V231H203ZM224 230L226 231L225 233L223 232V236H220V232ZM246 230V232L244 231ZM43 232V233H40ZM64 231V232H63ZM69 231V232H68ZM108 231V232H107ZM114 231V232H112ZM126 231V232H125ZM138 231V232H137ZM160 231V232H159ZM164 231V233H162ZM194 231V232H193ZM197 231V232H196ZM201 231V232H200ZM212 231V232H211ZM250 231V232H248ZM53 232V233H52ZM71 232V233H70ZM100 232V233H99ZM151 232V233H150ZM154 232V233H152ZM178 234H177V233ZM190 232V233H189ZM202 234H200V233ZM206 232V233H205ZM215 232V234H213ZM9 233V234H8ZM12 233V235H11ZM16 233V234H15ZM66 233V235H65ZM69 233V235H68ZM111 233V234H110ZM147 233V234H146ZM181 233V234H180ZM196 233V234H194ZM198 233V234H197ZM208 233V234H207ZM238 233V234H236ZM8 234V235H6ZM38 234V235H37ZM41 234V235H40ZM48 234V235H47ZM51 237H50V235ZM64 234V235H62ZM76 234V235H75ZM87 234V235H85ZM141 234V236H140ZM146 236H145V235ZM162 234H164L162 236ZM188 234H191V236ZM233 234V235H232ZM236 234V235H235ZM249 234V235H248ZM16 235V238H18L19 242L21 244L14 242V236ZM22 235V236H20ZM47 235V236H46ZM102 235V236H101ZM110 235V236H109ZM157 235V237H156ZM202 235V236H201ZM206 235V236H205ZM214 235V237H213ZM226 235V236H225ZM28 236V237H27ZM40 236V237H39ZM46 238H45V237ZM92 236V237H90ZM176 236V237H175ZM206 238H205V237ZM218 236V237H217ZM11 237V238H10ZM49 237V238H48ZM101 237V239H100ZM105 237V238H103ZM120 237V239H119ZM170 237V238H169ZM195 237V238H194ZM197 237V238H196ZM216 237V238H215ZM222 237V238H221ZM225 237V239H224ZM249 237V238H248ZM251 237V238H250ZM72 238V239H71ZM86 238V239H84ZM97 238V239H96ZM114 238V239H113ZM135 238V240H134ZM180 238V239H179ZM182 238V239H181ZM188 238V239H186ZM194 238V239H193ZM203 238V240H202ZM220 238V239H219ZM239 238V239H238ZM48 239V240H47ZM62 239V240H61ZM119 239V240H118ZM130 241H129V240ZM138 239V240H137ZM180 241H179V240ZM186 239V240H185ZM193 239V240H192ZM207 239V240H206ZM219 239V240H218ZM223 239V240H222ZM227 239V240H226ZM252 239V240H250ZM258 239V240H257ZM27 240V241H26ZM75 240V241H74ZM97 240V241H96ZM100 240V241H99ZM104 240V241H103ZM114 242H113V241ZM132 240V241H131ZM137 240V241H136ZM191 240V242H190ZM222 240V242H221ZM226 240V242H224ZM26 241V242H23ZM48 241V242H47ZM57 241V243H56ZM69 241V242H68ZM121 241V242H120ZM179 241V243H178ZM195 241V242H194ZM197 241V242H196ZM220 243H219V242ZM245 241V245L244 244ZM250 243H247V242ZM262 241V242H261ZM30 242V243H29ZM105 242V243H103ZM110 242V243H109ZM124 242V243H122ZM128 242V243H127ZM174 242V244H173ZM201 242V243H200ZM224 242V243H223ZM252 242V243H253ZM261 242V243H260ZM56 243V244H55ZM86 243V244H85ZM209 245H208V244ZM233 243V244H232ZM52 244V245H51ZM54 244V245H53ZM60 244V245H59ZM67 244V245H66ZM105 244V245H104ZM163 244V245H162ZM165 244V245H164ZM173 244V246H172ZM232 244V245H231ZM18 245V246H16ZM65 245V246H64ZM99 245V246H98ZM113 245V246H112ZM127 245V246H126ZM143 245V246H142ZM147 245V246H146ZM150 245V246H149ZM203 245V246H202ZM225 245V246H224ZM236 245V246H235ZM250 245V246H249ZM55 246V248L53 247ZM69 246V247H68ZM102 246V247H101ZM130 246V247H129ZM145 246V247H144ZM230 246V247H229ZM234 246V247H233ZM239 246V247H238ZM40 247V248H39ZM173 247V248H172ZM226 247V249H225ZM20 248V249H19ZM63 248V249H62ZM132 248V249H131ZM143 248V249H142ZM146 248V249H145ZM236 248V249H235ZM238 248V249H237ZM250 248V249H249ZM252 248V249H251ZM261 248V249H259ZM17 249V250H16ZM53 249H57V250H53ZM62 251H61V250ZM85 249H87L85 251ZM110 249V250H109ZM121 249L124 251H128V252H123L121 251ZM136 249V250H135ZM193 249V250H192ZM207 249L209 250L207 251ZM220 249V251H219ZM232 249V250H231ZM243 251H242V250ZM247 249V250H246ZM255 249H259V250H255ZM263 249V251H262ZM49 250V251H48ZM59 250V251H58ZM119 250V251H118ZM132 250V251H131ZM146 250V251H144ZM176 250V251H175ZM218 250V251H217ZM253 250L255 252H253ZM94 251V252H93ZM118 251V252H117ZM121 251V252H120ZM207 251V252H206ZM238 251V252H237ZM259 251V252H258ZM261 251V252H260ZM56 252V253H55ZM83 252V253H82ZM88 252V253H86ZM97 252V253H96ZM100 252V253H99ZM117 252V253H116ZM143 252V253H142ZM213 252V253H212ZM235 252V253H234ZM248 252V253H246ZM30 253V254H29ZM40 255H39V254ZM86 253V254H85ZM124 253V254H123ZM136 253V254H135ZM147 253V254H145ZM206 253V254H205ZM237 253V254H236ZM258 253L262 254V255H258ZM78 256H77V255ZM79 254L81 256H79ZM101 254V255H100ZM216 254H218L217 256H215ZM224 254H226V256L224 257ZM234 254V255H233ZM244 254V255H243ZM257 254V255H256ZM57 255V256H56ZM60 255V256H59ZM74 255V257H73ZM89 255V256H88ZM114 255V256H113ZM118 255V256H117ZM131 255V256H130ZM210 255V256H209ZM215 257H213V256ZM242 255V258L237 257V256ZM253 255V256H252ZM256 255V256H255ZM36 256V257H34ZM59 256V257H58ZM62 256V257H61ZM76 256V257H75ZM87 256V257H86ZM144 256V257H143ZM218 256L219 259L218 260ZM246 258H245V257ZM28 257V258H26ZM34 257V258H33ZM38 257V259H37ZM67 257H69V260L67 259ZM85 257V258H84ZM101 257V258H100ZM132 257V259H131ZM211 257H213L214 259H211ZM238 259H236V258ZM244 257V258H243ZM248 257L250 259H248ZM253 257V258H252ZM17 258V259H16ZM61 258V259H60ZM100 258V259H99ZM216 258V259H215ZM235 258V259H234ZM60 259V260H59ZM104 259V260H103ZM111 259V261H110ZM123 259V260H122ZM256 259V260H255ZM262 262H261V260ZM17 260V261H16ZM35 260V261H34ZM62 260V262H61ZM77 260V261H76ZM80 260V261H78ZM88 260V261H87ZM94 260V261H93ZM97 260V261H96ZM119 260V261H118ZM225 260L227 262H225ZM240 260V261H239ZM22 261V262H20ZM130 261V262H129ZM239 261V262H238ZM242 261V262H241ZM39 262V263H38ZM44 262V263H43ZM56 262V263H55ZM78 262V263H77ZM121 262V263H120ZM202 262V263H201ZM238 262V263H237ZM256 262H253V264Z\"/></svg>",
  "mask_w": 264,
  "mask_h": 264
},
{
  "label": "snow or ice",
  "instance_id": "snow-or-ice-1",
  "mask_svg": "<svg viewBox=\"0 0 264 264\" xmlns=\"http://www.w3.org/2000/svg\"><path fill=\"white\" fill-rule=\"evenodd\" d=\"M53 16H54V17H57V16H58V9H54V10H53ZM57 22H59V21H57ZM261 31H264V29H261ZM0 47H3V45H0ZM13 54L15 55V53H13ZM14 152H15V149H12V150L9 152V155H10V156H13V158H15V156H14ZM4 163H5V164L8 163L7 158H5ZM11 172H12V179H13V181H15V167H14V166L12 167ZM0 179H2V178H0Z\"/></svg>",
  "mask_w": 264,
  "mask_h": 264
}]
</instances>
